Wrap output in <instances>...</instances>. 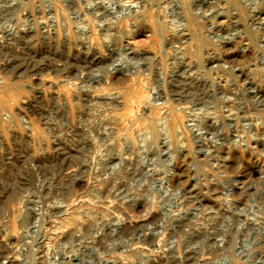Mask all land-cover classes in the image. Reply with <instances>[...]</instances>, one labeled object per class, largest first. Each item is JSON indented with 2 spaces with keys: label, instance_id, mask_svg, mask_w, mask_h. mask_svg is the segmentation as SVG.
Masks as SVG:
<instances>
[{
  "label": "rangeland",
  "instance_id": "374dc122",
  "mask_svg": "<svg viewBox=\"0 0 264 264\" xmlns=\"http://www.w3.org/2000/svg\"><path fill=\"white\" fill-rule=\"evenodd\" d=\"M139 1L0 0V264H264V0Z\"/></svg>",
  "mask_w": 264,
  "mask_h": 264
},
{
  "label": "bare ground",
  "instance_id": "6f19581e",
  "mask_svg": "<svg viewBox=\"0 0 264 264\" xmlns=\"http://www.w3.org/2000/svg\"><path fill=\"white\" fill-rule=\"evenodd\" d=\"M171 3V2H170ZM112 4H114L113 6L115 7V6H120L121 7V9L123 8V9H128L129 11H127V13L129 12H131V11H133V10H138V9H140L141 7H142V3H141V1H139V0H108V1H105L104 0V2H101V5L102 6H104V7H106V8H109L110 6H112ZM167 6V5H166ZM179 6V5H178ZM100 7V6H99ZM207 10V9H206ZM124 12H126V11H124ZM214 12V11H213ZM209 14V13H208ZM211 14H212V12H211ZM204 15V14H203ZM207 14H205V17L207 18V16H206ZM212 16V15H211ZM210 17V16H209ZM210 19V18H209ZM208 21V20H207ZM197 73V72H196ZM196 76V75H195ZM254 77V76H253ZM156 79V78H155ZM220 79V78H219ZM252 79V78H251ZM192 81V80H191ZM201 82V81H200ZM213 82V81H212ZM194 83V82H193ZM205 83V82H204ZM190 84H191V82H190ZM216 85V84H215ZM221 88V87H220ZM236 89V88H235ZM249 89V88H248ZM251 89V92H253V98L255 97V98H260V94H259V92L260 91H258L257 89H253V88H250ZM193 90V89H192ZM151 91V90H150ZM229 91V90H228ZM155 92H156V89H155ZM227 93V92H226ZM150 94H152V93H150ZM142 96H144L143 95V92L141 93V95H139V97H140V99H141V97ZM155 96V95H154ZM160 97H161V95H160ZM143 98V97H142ZM152 95L150 96V98H149V100H147V101H144L143 102V104L145 105V106H147V107H149L150 106V102L152 101ZM157 101V100H156ZM183 101V100H182ZM260 101V100H259ZM161 102V101H160ZM158 103H159V101H158ZM142 104V103H141ZM156 104V103H155ZM184 104H186V103H184ZM242 104V103H241ZM152 105V104H151ZM196 105H197V103H196ZM195 104H187L186 106H184L183 107V105H182V107L185 109V110H183V111H188V110H186V108H189V111H188V119L190 120V121H192L193 123H192V126H191V128H196L197 126L199 127V126H201L202 125V122H201V120H200V118H198V110H196L198 107L196 106ZM182 107H179V108H182ZM186 107V108H185ZM149 108H151V107H149ZM231 110V109H230ZM187 114V113H186ZM231 116V115H230ZM245 116V115H244ZM229 117V116H228ZM244 119V118H243ZM231 120V119H230ZM228 121V120H227ZM204 122V121H203ZM207 122V121H206ZM230 122V121H229ZM208 123V122H207ZM203 125H205V124H203ZM208 126V125H207ZM204 127V126H203ZM201 128V127H200ZM205 128V127H204ZM207 128V127H206ZM205 130V129H204ZM204 130H199V134H202V135H204V133H205V131ZM212 132V131H211ZM215 132V131H214ZM241 132V131H240ZM253 132V131H252ZM183 133V132H182ZM206 134V133H205ZM220 136V135H219ZM184 139V138H183ZM198 139V138H197ZM211 141V140H210ZM184 143V142H183ZM221 143V142H220ZM208 145V144H207ZM219 241V240H218ZM202 251V250H201ZM191 254V253H190ZM11 256V255H10ZM20 256V255H19ZM21 257V256H20ZM175 257V256H174ZM7 258V257H6ZM9 260H11V259H6V260H1V264H10L9 263ZM13 260V259H12ZM11 260V264H12V262L13 261H16L15 259L12 261ZM14 264H28V260H27V258H21V261L19 262H13Z\"/></svg>",
  "mask_w": 264,
  "mask_h": 264
}]
</instances>
